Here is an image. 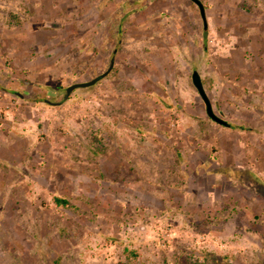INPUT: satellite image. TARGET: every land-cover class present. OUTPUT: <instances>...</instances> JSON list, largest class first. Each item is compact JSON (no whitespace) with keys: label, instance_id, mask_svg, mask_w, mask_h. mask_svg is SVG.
I'll return each instance as SVG.
<instances>
[{"label":"rangeland","instance_id":"1","mask_svg":"<svg viewBox=\"0 0 264 264\" xmlns=\"http://www.w3.org/2000/svg\"><path fill=\"white\" fill-rule=\"evenodd\" d=\"M199 1L0 0V264H264V0Z\"/></svg>","mask_w":264,"mask_h":264},{"label":"water","instance_id":"2","mask_svg":"<svg viewBox=\"0 0 264 264\" xmlns=\"http://www.w3.org/2000/svg\"><path fill=\"white\" fill-rule=\"evenodd\" d=\"M192 1L194 4H196V6L198 7L199 9V12H200V16L201 18H204V8L201 4V2L199 0H190ZM97 80L94 79V80H91L89 82H84V83H78V84H74L72 86H69L67 89H66V93H69L71 92L73 89H76V88H85V87H89L91 85H93ZM191 81H192V84L193 86L195 87V89L197 90L199 96L201 97L203 103H204V106H205V111H206V114L207 116L213 120L214 122L222 125V126H229V124L227 122H225L224 120L218 118L213 110H212V106H211V103L203 89V85H202V81H201V78L199 76V74L197 73V71H193L192 75H191Z\"/></svg>","mask_w":264,"mask_h":264},{"label":"trees","instance_id":"3","mask_svg":"<svg viewBox=\"0 0 264 264\" xmlns=\"http://www.w3.org/2000/svg\"><path fill=\"white\" fill-rule=\"evenodd\" d=\"M55 201H56V203L62 204V205H67L68 204L66 200H61V199H58V198H56ZM196 264H201V263H196Z\"/></svg>","mask_w":264,"mask_h":264}]
</instances>
